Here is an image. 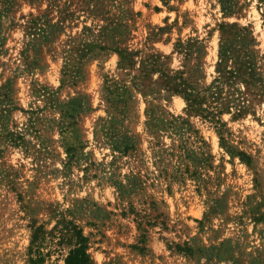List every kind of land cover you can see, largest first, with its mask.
<instances>
[{"label": "rangeland", "instance_id": "rangeland-1", "mask_svg": "<svg viewBox=\"0 0 264 264\" xmlns=\"http://www.w3.org/2000/svg\"><path fill=\"white\" fill-rule=\"evenodd\" d=\"M1 1L0 87L10 99V111L2 123L6 130L22 134L24 142L14 146L0 140V264H26L31 221L49 230L60 215L72 219L89 237L95 264H264V95L254 97L239 84L248 113L236 120L229 114L221 116L224 145L250 155V166L226 152L213 123L187 117L183 99L156 84L146 97L131 90L133 102L113 133L127 135L137 157L114 161L118 153L112 152L109 137L100 135L98 124L108 119L102 86L106 76L117 79L118 56L109 51L93 54L82 61L77 82L60 87L69 39L76 38L83 26L104 24L100 16L88 12L98 2L10 0L6 12ZM120 2L107 0L108 19L118 17ZM235 2L237 13L225 17L217 0H129L126 7L132 17L125 21L129 29L121 47L140 51L141 58L151 53L168 57L166 69L183 70L185 77L190 75L191 81L204 86L215 76L218 26L235 23L248 27L256 40L257 67L264 83L262 4L259 0ZM31 20H40L41 28L47 21L54 29L46 36L37 31L31 39L27 35ZM189 39L205 47V55L198 60L193 54L185 61L175 51L178 41ZM157 78L154 75L152 81ZM40 88L56 92L61 102L82 98L83 109L73 131L78 147L67 167L65 144L55 124L59 114L36 97ZM146 109L149 116L153 113L168 121L170 115L187 118L195 133L150 134ZM31 110L36 115H30ZM196 138L205 144L195 143ZM185 141L187 150L198 153V147L204 146L203 156H208L198 170V180L190 176L191 167L189 173L185 170L188 160L181 149ZM137 172L143 192L129 189L121 201L115 181L125 185V176ZM151 202L167 229L148 228L146 244L140 245L135 218L127 210L131 203L146 216L151 214ZM184 242L191 256L170 248Z\"/></svg>", "mask_w": 264, "mask_h": 264}, {"label": "trees", "instance_id": "trees-1", "mask_svg": "<svg viewBox=\"0 0 264 264\" xmlns=\"http://www.w3.org/2000/svg\"><path fill=\"white\" fill-rule=\"evenodd\" d=\"M33 1V0H32ZM81 0V3H85ZM220 4L221 12L225 17L233 16L237 13L238 3L235 0H217ZM90 1H88L89 3ZM94 10H89L90 14L100 16L104 21L103 25L94 27L83 26L80 34L76 38L69 39L64 50V64L61 70L62 79L61 86L74 85L80 74V66L82 61L89 58L97 52H113L118 56L117 68L119 74L117 79L106 76L102 86L103 102L107 107L108 119L100 120L98 128L100 135L109 137L114 161L118 157L136 158V148L131 143V139L127 135L116 136L113 128L119 122V117L125 118L129 108L133 102L132 91H139L143 97L153 92L152 84L159 85L167 94L180 96L185 102V113L187 117H199L205 121L213 123L218 130L220 136V144L226 148V152L231 157H237L240 162L247 166L251 165V157L242 151H235L233 148L224 145V139L221 136L224 123L221 121L223 114H229L232 119L244 117L249 108L244 105V94L237 85H243L249 89L254 97L264 95V83L262 74L257 67L258 53L254 49L256 40L252 36V32L248 27H239L237 24L221 23L218 26L220 33L217 62L215 64V76L210 83L199 86L191 81L190 75L185 77L186 72L178 70H168L165 68L167 64L165 57L158 53H151L145 58L140 57V51L130 50L128 47H121L125 43V34H128L129 26L126 20L132 17V12L126 7L129 0H123L117 6L118 17L115 20L108 19L109 12H104V8H108L107 0H96ZM262 4L263 22H264V0H259ZM10 0H2L1 5L8 12L7 5ZM86 4V3H85ZM100 12H104L101 15ZM68 14L64 15L65 17ZM139 16V13H135ZM105 16V17H104ZM64 18L61 20L63 21ZM40 20H31L27 22V32L31 39H35L38 35L37 31L48 35V31L54 29L47 21L41 24L45 28L38 27ZM48 29V30H47ZM49 31V32H50ZM117 36L123 37L117 39ZM175 51L183 54L185 61L196 54L195 59L205 55V47L199 40L189 39L182 43L178 41L175 45ZM158 75L157 81H152V77ZM4 87H0V140L14 146L23 144L24 137L20 133L10 132L3 126L2 119L4 114L8 113L10 99L8 94H4ZM37 98H42L44 107L59 114V119L55 122L60 137L64 141V151L66 153V162L64 167L73 163L74 154L77 150V142L74 139L73 131L76 125V118L83 109L82 98H71L67 101H59L56 92H50L47 88H40L35 91ZM39 111V109H36ZM149 109L145 113L148 115ZM30 115H36L34 110L29 111ZM149 116V115H148ZM171 120L165 118L159 119L153 113L150 114L146 127L150 134L158 132H170L176 134L177 131L195 133L190 129L187 118L173 117ZM36 119L38 117L36 116ZM95 135L97 131H94ZM186 142H183L181 149L188 160V167L185 168L189 173L190 167L192 172L190 176L198 180V170L204 166L208 160V156H203L202 147H198L200 151L196 153L194 150L186 149ZM195 143L205 144L201 139L196 138ZM164 152L163 150L158 153ZM161 155H158V157ZM139 172L125 176L126 184H116L118 196L121 201L126 197L127 191L130 189L143 192V181H141ZM147 204V202H146ZM149 210L151 214L142 216L137 212L131 203L127 214L134 216L136 230L138 232L137 243L145 245L148 236V228L160 226L161 229H167L166 222L161 213H157L156 204L150 203ZM123 214H126L123 213ZM30 242L27 249L26 264H95L89 249V237L84 235L80 228L72 219H68L65 215H60L55 225L47 230L45 225H38L34 220L31 221ZM140 245L135 248H140ZM177 253H184L191 256L192 250L188 243L183 245L172 244ZM143 250V249H138ZM56 255L55 259H52Z\"/></svg>", "mask_w": 264, "mask_h": 264}]
</instances>
